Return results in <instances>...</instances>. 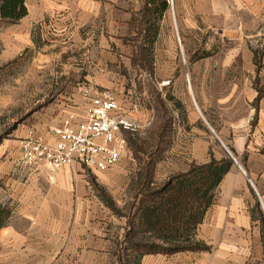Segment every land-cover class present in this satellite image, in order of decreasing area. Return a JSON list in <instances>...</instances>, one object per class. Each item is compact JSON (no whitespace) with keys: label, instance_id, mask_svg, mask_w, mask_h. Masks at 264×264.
<instances>
[{"label":"crops","instance_id":"crops-1","mask_svg":"<svg viewBox=\"0 0 264 264\" xmlns=\"http://www.w3.org/2000/svg\"><path fill=\"white\" fill-rule=\"evenodd\" d=\"M25 3L28 14L19 23L29 35L39 24L43 33L72 39L84 49L89 89L83 93L89 90L94 96L98 88L115 87L112 92L121 111L144 126L153 110L141 97H133L132 90L124 93L116 88L124 77L111 73L117 68L141 69L135 57L142 45L137 39L143 36L135 26L142 18L144 1ZM175 13L182 45L188 47L187 90L192 95L175 97V172L187 171L192 163H207L212 156L232 164L196 229L195 241L209 248L145 254L139 264H264L256 210L259 201L264 212V98L258 108L251 105L258 95L254 80L257 75L264 78V68L255 71L253 61L254 51L264 52V0H175ZM200 38L204 54L192 48L193 40ZM177 82L183 86L185 79L179 76ZM83 93L74 97V107H64V113L48 127L70 112L82 114L88 100ZM47 130L36 133L43 135ZM11 148L14 151L0 164L5 187H1L0 204L10 211L0 228V264H118L127 217L104 203L86 170L78 163L65 165L51 181L47 170L35 172L19 165L18 142ZM110 170L99 171L96 183L113 178Z\"/></svg>","mask_w":264,"mask_h":264},{"label":"rangeland","instance_id":"rangeland-1","mask_svg":"<svg viewBox=\"0 0 264 264\" xmlns=\"http://www.w3.org/2000/svg\"><path fill=\"white\" fill-rule=\"evenodd\" d=\"M168 1L169 8L162 20L155 24L151 21L153 17L150 13L146 17L150 22L146 25L143 21L145 4L143 5L142 18L135 26L142 33V39H137L141 42L145 41L147 33L145 27L148 26L149 39L145 44L148 49V54L145 55L147 58L140 54V50L135 57L141 69L117 68L111 71L113 75L124 77L122 85L119 84L116 88L124 93L132 90L131 95L141 97V102L148 109H152L153 113L140 132L129 139L126 156L110 170L113 178L97 184L95 175L99 172L91 173L86 170L88 178L94 181L100 194L111 197L124 215L133 214L134 209L130 210V207L132 204L137 205L135 196L140 188L138 181L148 168H151L153 173L154 186L162 185L177 173L175 97L192 95L187 90L188 47L185 43L182 45L183 37L177 25L175 0L173 4L172 0ZM156 27L157 36L151 43ZM193 42L192 48L195 47L200 54H204L205 52L199 48L200 42L204 44L203 39ZM214 44L219 46L221 42L215 41ZM181 45L184 47L183 52ZM83 52L84 49L72 39L57 38L43 33L39 24L32 27L29 35L21 23L4 25L0 21V164L14 151L11 146L19 143L30 131L47 130L48 126L64 113V107H74V97L81 95L84 89H89L87 85L89 70L85 67ZM253 56L255 71L262 72L263 50L259 48V51H254ZM94 73L101 74L104 71L95 70ZM179 76L185 79L183 86L177 82ZM262 86L264 78L257 75L253 88L258 92ZM114 88L105 90L112 91ZM256 102L255 98L251 105L256 107L258 104ZM226 150L228 156L235 162L236 157L231 149L227 147ZM2 179L4 178H0V191L3 187ZM120 242L118 240V243ZM120 245L119 256L124 254L126 242L122 241ZM108 264H116V261Z\"/></svg>","mask_w":264,"mask_h":264},{"label":"trees","instance_id":"trees-1","mask_svg":"<svg viewBox=\"0 0 264 264\" xmlns=\"http://www.w3.org/2000/svg\"><path fill=\"white\" fill-rule=\"evenodd\" d=\"M143 21L147 25L148 13L154 24L162 20L169 8L168 0H144ZM26 0H0V21L17 24L28 14ZM150 4L152 7H149ZM145 41L139 46L140 54L147 56L148 26L145 27ZM156 27L151 43L157 36ZM145 56V57H146ZM147 58V57H146ZM264 97V86L258 89L256 103ZM258 108V104H256ZM234 152V151H233ZM264 153V147L262 149ZM231 160L215 159L203 164L192 163L185 172H178L162 185L154 186V176L148 170L140 177V188L136 193L137 205L132 204L133 214L123 215L111 197L102 194L104 203L117 215L126 216V247L118 256V264H139L145 254H174L188 250H205L209 247L195 241L198 225L202 223L207 210L212 206L218 186L231 167ZM257 218L261 222L264 242V212L259 201L256 204ZM10 215L6 206L0 205V228ZM131 256L128 257V255ZM133 254V256H132ZM125 260V261H124Z\"/></svg>","mask_w":264,"mask_h":264},{"label":"built area","instance_id":"built-area-1","mask_svg":"<svg viewBox=\"0 0 264 264\" xmlns=\"http://www.w3.org/2000/svg\"><path fill=\"white\" fill-rule=\"evenodd\" d=\"M83 94L88 100L82 114L70 112L43 135L30 131L19 141L20 166L35 172L47 170L53 181L54 173L65 165L78 163L87 171L103 172L121 162L129 139L143 124L121 111L112 91L90 96L85 90Z\"/></svg>","mask_w":264,"mask_h":264},{"label":"water","instance_id":"water-1","mask_svg":"<svg viewBox=\"0 0 264 264\" xmlns=\"http://www.w3.org/2000/svg\"><path fill=\"white\" fill-rule=\"evenodd\" d=\"M172 4H173V0H172Z\"/></svg>","mask_w":264,"mask_h":264}]
</instances>
